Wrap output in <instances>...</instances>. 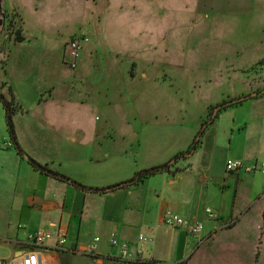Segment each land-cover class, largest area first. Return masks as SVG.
<instances>
[{
  "label": "crops",
  "instance_id": "1",
  "mask_svg": "<svg viewBox=\"0 0 264 264\" xmlns=\"http://www.w3.org/2000/svg\"><path fill=\"white\" fill-rule=\"evenodd\" d=\"M25 2L1 0L2 18L6 21L10 11L19 12L22 18ZM158 15L157 20L163 17L161 13ZM193 15L192 12L191 25L195 23ZM198 20L202 21V17ZM21 23L22 39L10 37V56L5 55L12 59L20 47L28 52L27 56L18 54L12 64H21V55L22 60L27 57L24 66H19L27 71L26 77L19 76V80H25L26 94H23L22 82L8 85L10 98L21 107L16 112L20 114L18 119L25 118L23 125H14L18 146L27 157L71 181L87 188L106 190L79 189L34 170L25 157L19 156L15 161L16 179L25 182L26 200L21 202V207L29 210L25 221L32 230L22 239H18V233L14 234L15 239L10 244L11 247L16 244L17 249L10 247V254L1 259L18 255L29 233L58 226L66 232V244L61 251H43L41 258L46 264H264V183L261 193L254 197L251 177L256 172L263 177L264 174L261 171L232 172L225 168L230 160L250 166L260 163L257 159L264 156V106L261 104L264 95L245 97L240 104L222 110L212 124L202 127L201 132L205 134L198 139L193 132L185 137L176 128L149 123L146 119L138 126L130 123L112 126L105 121L72 127L58 122L55 117L47 121L49 112L59 115L67 106L88 103L86 85L90 67L101 68L98 74L104 85L112 84L114 70L121 80L133 79L135 70H124L121 64L128 60L135 65L136 55L143 60L144 54H151L144 46L148 42L146 35L155 39L156 30L148 34L142 32L139 38L140 30L124 29L123 35L128 38L123 36L122 40L107 34L105 59L100 60L95 59L99 54L98 45L85 43L81 52L88 57H81L77 67L71 69L64 57V45L49 44L40 29L34 38L35 45L26 47L30 40L24 17ZM122 24L130 26L128 22ZM96 33L101 36L98 37L101 42L105 34ZM130 40H137L129 44L133 48L128 46ZM5 47L3 45L1 51ZM156 59L153 55L150 61L157 62ZM166 63L171 65V61H164ZM139 78L147 83L157 82L155 73L142 71ZM251 91L246 95H252ZM125 93L121 91L123 100L136 97L130 90ZM73 112L81 114L75 107ZM125 112L131 116L137 114L131 109ZM151 112L154 114L149 116H157L155 109ZM35 114L40 123L32 121ZM138 115L141 116L139 112ZM220 119L224 124L219 130L214 124ZM115 132L123 142L116 141ZM195 142L194 150L175 158ZM203 142L211 144L213 149L211 157H197L203 160L199 170L193 162H197L195 157ZM163 164L170 165L167 171L140 182H128L138 172ZM205 209H210L215 218L209 219ZM166 212L178 215L186 226L200 222V234L188 235L185 226H166L163 223ZM113 236L118 240L117 246L110 245ZM140 236L146 241L140 242ZM121 243L128 248L125 257L120 255Z\"/></svg>",
  "mask_w": 264,
  "mask_h": 264
},
{
  "label": "rangeland",
  "instance_id": "2",
  "mask_svg": "<svg viewBox=\"0 0 264 264\" xmlns=\"http://www.w3.org/2000/svg\"><path fill=\"white\" fill-rule=\"evenodd\" d=\"M26 1L25 11L22 12L30 40L26 47L35 45L34 38L38 29L47 36L49 44L64 45L63 48H66L65 45L73 38L88 36L89 38H86L90 46L98 45L99 54L95 59L100 60L105 59L107 34L122 40L123 36L128 38V35H123L124 29L140 30L141 33H137L139 38L143 35L142 32L148 34L156 30L155 39L146 35L148 42L144 46L150 49L151 54H144L143 60L138 59L136 55L135 65L130 64L132 61L128 60L121 64L124 70H135L133 79L128 82L121 80L119 73L114 70L112 84L104 85L101 75L98 74L101 68L90 67L88 70L91 74L86 85L90 101L83 106H67L59 115L49 112L46 114L47 121L55 117L58 122L72 127L79 123L91 125L105 121L112 126L128 123L138 126L146 119L149 123H159L173 130L176 128L185 137H189L193 132L198 139L203 122L209 124L215 111L214 109L208 117V107L237 99L240 95L242 99L264 95V0ZM192 12L193 18L195 17L194 25H191L190 19ZM158 13L163 15L159 20L156 19ZM122 14H126V20ZM2 17L4 16L1 15ZM199 17H202V21L198 20ZM22 18L19 12H8L6 21L3 18L4 25L0 30V93L7 100H10L11 96L8 89L11 82H22V91L26 94L25 80H19V76L27 75L26 69L19 67L24 66L23 63L27 59H21L22 55L27 56L26 48H17L19 53L12 59L8 56L5 58V55L10 56V37L17 40L19 34L21 35ZM153 19H156V22ZM123 22L130 23V26L122 24ZM99 31V34H105L101 42H98V37L101 36L96 33ZM136 41L130 40L128 46L133 48L129 44ZM3 45L6 47L1 51ZM83 45L84 43L81 44ZM18 54H22L19 58L22 62L12 66L13 59L16 61ZM153 55L157 62H154L155 59L150 61ZM81 57L88 56L80 50L77 63ZM164 61H171V65L164 64ZM142 71L147 74L155 73L157 82L153 84L140 80ZM123 90L126 93L128 90L135 93L134 100L120 98ZM250 91L253 94L246 95ZM141 92L144 93L140 96ZM143 97L147 99H142ZM261 104L264 106L263 102ZM74 107L81 114L73 112ZM128 109L137 114H127L125 110ZM154 109L157 116H149L154 114L151 112ZM219 113H216L217 116ZM19 117V113L12 114L13 125L24 124L25 118L18 119ZM32 121L35 124L41 122L36 114ZM223 121L216 120L214 127L220 130ZM115 134L118 137L116 141L123 142L119 133ZM198 141H201V138ZM22 142H25L24 138ZM212 149L211 144L203 142L199 154L195 157L198 163L193 162L195 167L201 169L203 160L197 157H211ZM18 159L20 157L8 133L6 111L0 102V257L10 254V242L14 241V234L18 233V239H22L26 232L32 230L30 224L25 221L29 210L27 207H21V202L26 200V194L24 180L16 179L15 161ZM257 161L263 162L264 156L259 157ZM251 177L255 197L261 193L264 177L259 172ZM13 247L17 249L16 244Z\"/></svg>",
  "mask_w": 264,
  "mask_h": 264
},
{
  "label": "built area",
  "instance_id": "3",
  "mask_svg": "<svg viewBox=\"0 0 264 264\" xmlns=\"http://www.w3.org/2000/svg\"><path fill=\"white\" fill-rule=\"evenodd\" d=\"M88 42V39L84 36L73 38L67 44L64 52V57L67 60V63L71 69H74L77 65V60L79 58V52L82 49L81 44ZM226 171H243L245 173H251L254 171H261L264 174V161L253 164L250 166H245L241 161L230 160L226 163ZM205 214L209 219L215 218L214 213L210 209H205ZM163 223L166 226L180 228L186 227V232L188 235L195 236L200 234L202 230V225L200 222H195L189 226H186V222L180 218L178 215L172 212H166L163 217ZM98 237L94 238V241L97 242ZM140 242L146 241L145 238L140 236L138 238ZM66 244V232L60 227L55 229H43L39 228L35 231L29 233L24 242V249L15 256H12L9 259H1L0 264H46L41 258V253L43 251H61L64 249ZM111 246H117L118 240L115 236L110 239ZM121 257L127 255V245L121 243L119 245ZM94 249V246L91 247V250Z\"/></svg>",
  "mask_w": 264,
  "mask_h": 264
},
{
  "label": "trees",
  "instance_id": "4",
  "mask_svg": "<svg viewBox=\"0 0 264 264\" xmlns=\"http://www.w3.org/2000/svg\"><path fill=\"white\" fill-rule=\"evenodd\" d=\"M22 38L19 34L17 40L20 41ZM245 99H242V98H237V99H230V100H227V101H223L221 102L220 104H217L216 106H210L209 109H208V112H207V116L210 117V113L216 109V112L215 114H213V117H211V120H210V123L209 124H212L217 116L216 113L218 112H221L222 110H225L227 107H230V106H235V105H238L240 104L241 102H243ZM0 102H2L4 108H5V111H6V116H7V126H8V133H9V136L14 144V147L16 149V153L21 156V157H25L26 160L28 161V163L31 165V167L40 172V173H44V174H47V175H50L54 178H57L58 180H61V181H66V182H69L71 184H73L75 187L79 188V189H82V190H92L94 192H103L104 190L106 189H93V188H87V187H84L80 184H77L75 183L74 181H71L69 178H66L62 175H60L59 173H56L50 169H48L45 165H41L39 163H37L35 160L27 157L24 152L21 150V148L18 146L17 142H16V135H15V130H14V125H13V122H12V119H11V116L12 114L18 112L21 110V107L18 106L12 98H10V100H7L5 99V97L3 96V94L0 93ZM209 114V115H208ZM206 124V122H203L202 126H204ZM208 124V123H207ZM200 136L203 134L202 132H199ZM199 143V141H198ZM196 145L197 143H193V145H191L186 151L184 152H180L178 153L175 158H179L180 156H183L184 154H189L192 150H194L196 148ZM170 165L168 164H163L161 166H156V167H151V168H148V169H144L140 172H138L137 174H135L130 180H128V182H140L142 181L143 179L147 178V177H150V176H153L157 173H160V172H164V171H167L168 168H169Z\"/></svg>",
  "mask_w": 264,
  "mask_h": 264
},
{
  "label": "water",
  "instance_id": "5",
  "mask_svg": "<svg viewBox=\"0 0 264 264\" xmlns=\"http://www.w3.org/2000/svg\"><path fill=\"white\" fill-rule=\"evenodd\" d=\"M1 15H2V10H1V0H0V30L3 28V25H4V20H3V18H1ZM215 112H216V109H215ZM215 112H214V114H215Z\"/></svg>",
  "mask_w": 264,
  "mask_h": 264
}]
</instances>
